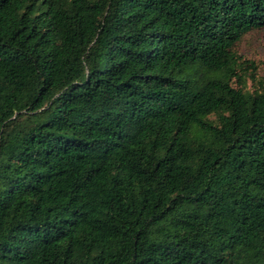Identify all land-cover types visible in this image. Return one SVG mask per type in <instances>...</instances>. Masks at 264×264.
Segmentation results:
<instances>
[{"label": "trees", "instance_id": "1", "mask_svg": "<svg viewBox=\"0 0 264 264\" xmlns=\"http://www.w3.org/2000/svg\"><path fill=\"white\" fill-rule=\"evenodd\" d=\"M263 27L264 0H0V264H264Z\"/></svg>", "mask_w": 264, "mask_h": 264}, {"label": "rangeland", "instance_id": "2", "mask_svg": "<svg viewBox=\"0 0 264 264\" xmlns=\"http://www.w3.org/2000/svg\"><path fill=\"white\" fill-rule=\"evenodd\" d=\"M237 51L246 63H254L259 78L264 75V27L248 32L238 43ZM247 70L252 71V68L248 67Z\"/></svg>", "mask_w": 264, "mask_h": 264}]
</instances>
